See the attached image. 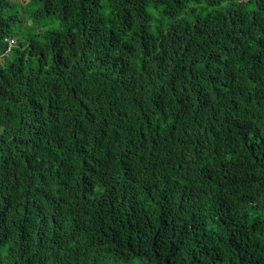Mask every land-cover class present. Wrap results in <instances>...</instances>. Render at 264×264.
I'll list each match as a JSON object with an SVG mask.
<instances>
[{"label":"trees","instance_id":"obj_1","mask_svg":"<svg viewBox=\"0 0 264 264\" xmlns=\"http://www.w3.org/2000/svg\"><path fill=\"white\" fill-rule=\"evenodd\" d=\"M0 264H264V0H0Z\"/></svg>","mask_w":264,"mask_h":264},{"label":"clouds","instance_id":"obj_2","mask_svg":"<svg viewBox=\"0 0 264 264\" xmlns=\"http://www.w3.org/2000/svg\"><path fill=\"white\" fill-rule=\"evenodd\" d=\"M11 47V46H10ZM77 230H75V234H76ZM124 234H129V232L127 231H120ZM114 234V237H112V235H109L108 234V231H107V235H105L104 233L98 235L95 239L97 240L98 244L100 245H103V247H106V248H109L110 250H112L111 246L113 245V243L115 244V233ZM73 237H76L73 236Z\"/></svg>","mask_w":264,"mask_h":264},{"label":"rangeland","instance_id":"obj_3","mask_svg":"<svg viewBox=\"0 0 264 264\" xmlns=\"http://www.w3.org/2000/svg\"><path fill=\"white\" fill-rule=\"evenodd\" d=\"M22 1V0H21Z\"/></svg>","mask_w":264,"mask_h":264}]
</instances>
